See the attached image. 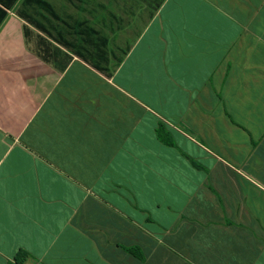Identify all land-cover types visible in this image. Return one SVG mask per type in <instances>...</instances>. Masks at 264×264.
<instances>
[{"label": "crops", "instance_id": "0c3cea01", "mask_svg": "<svg viewBox=\"0 0 264 264\" xmlns=\"http://www.w3.org/2000/svg\"><path fill=\"white\" fill-rule=\"evenodd\" d=\"M36 1L0 21V264H264V0Z\"/></svg>", "mask_w": 264, "mask_h": 264}, {"label": "trees", "instance_id": "16d2710c", "mask_svg": "<svg viewBox=\"0 0 264 264\" xmlns=\"http://www.w3.org/2000/svg\"><path fill=\"white\" fill-rule=\"evenodd\" d=\"M14 2H15V0H9V2H6L5 0H1L2 8H0V21H3V19L6 16V13H7L6 10L10 9ZM34 4L37 5L38 7H44L45 6V8H47V4L45 2H43L42 0H37L36 2H34ZM19 15H24V14L19 11ZM38 27L40 29H42L41 26H38ZM24 31L26 32V28H24Z\"/></svg>", "mask_w": 264, "mask_h": 264}, {"label": "rangeland", "instance_id": "374dc122", "mask_svg": "<svg viewBox=\"0 0 264 264\" xmlns=\"http://www.w3.org/2000/svg\"><path fill=\"white\" fill-rule=\"evenodd\" d=\"M124 23H126V22L119 21V22L117 23V25H118V27H123V26H124ZM117 25H116V26H117Z\"/></svg>", "mask_w": 264, "mask_h": 264}]
</instances>
